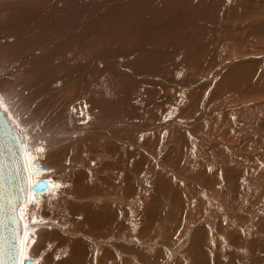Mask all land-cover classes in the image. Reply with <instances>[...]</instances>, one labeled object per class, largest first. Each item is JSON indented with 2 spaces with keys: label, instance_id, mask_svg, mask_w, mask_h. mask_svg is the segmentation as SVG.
Masks as SVG:
<instances>
[{
  "label": "rangeland",
  "instance_id": "rangeland-1",
  "mask_svg": "<svg viewBox=\"0 0 264 264\" xmlns=\"http://www.w3.org/2000/svg\"><path fill=\"white\" fill-rule=\"evenodd\" d=\"M62 1L2 0L0 23ZM83 1L59 8L73 17L54 14L18 34L61 36L41 52L37 77L24 78L41 86L40 99H26L39 90L23 82L4 113L29 149L43 148L30 167L45 170L32 181L52 184L22 207L30 228L21 260L41 264L53 253L51 264H264V0ZM10 26L4 45L17 39ZM79 71L87 81L70 77ZM9 75L8 85L22 76ZM67 79L75 103L62 106ZM22 126L36 133L27 143ZM53 149L61 158L50 162ZM95 204L106 208L102 225L86 214ZM72 242L84 254L70 260Z\"/></svg>",
  "mask_w": 264,
  "mask_h": 264
},
{
  "label": "bare ground",
  "instance_id": "bare-ground-1",
  "mask_svg": "<svg viewBox=\"0 0 264 264\" xmlns=\"http://www.w3.org/2000/svg\"><path fill=\"white\" fill-rule=\"evenodd\" d=\"M1 2H2V0H0ZM10 2H14V1H16V2H19V3H21V0H9ZM55 1V0H54ZM66 1H68V0H63L61 3H60V5H58L57 7H54L53 9L51 8V7H49L48 9H46V10H42L40 7V9L39 10H36V11H30V12H28V13H25V12H19V11H17V12H15V14L12 16V15H10V17H8V19H7V22L5 23V24H3L4 26H2V24L0 23V43L2 44H0V94H2L4 97H5V106H6V108H7V113H9V105H11L10 104V101H11V97L12 96H15L14 94H13V88H15V90H16V87L18 86V85H21V86H23L22 84H23V82H25V84H26V87L25 86H23V88L24 89H26L27 87H29L28 85H35L36 86V88L39 90V91H36V92H28V95L27 96H25V97H27L26 99H30V96H31V94L32 93H35L34 94V97H36L35 99L36 100H39L40 99V95H39V93H41V86H39L38 84H36V80H34V81H36L35 83H31V84H28L25 80H24V78L25 77H27V76H29V75H31V73H32V75H35L36 77H37V74H38V72L39 71H41L42 70V67L45 65V63H42L43 61H44V59H43V57H44V55H46L47 53H43V54H41V52H44L43 50L46 48L45 46H47V49H49V47L51 46V48H53V46H55L57 43H58V41L60 42V40H59V38L61 37H58V38H54V37H52V34L50 35V36H45V37H43V39H42V37L39 35V34H37V33H34V38H23L22 36H20V37H18L19 35L18 34H20V31L25 27V26H27L28 27V29L30 28V26L28 25V24H30V23H34V25H35V23H36V25L37 26H35V27H33L32 25H31V27H33V29H34V31L35 30H39V28L41 27V25H45V24H47V22H52V21H47V19L48 18H50L52 15H56V17H57V15H59V17L62 19V21H64V20H67L70 16H72L73 17V15H75V14H71V12L72 11H64V12H62V10H59V8L61 7V6H63L64 4H66V5H68V2H66ZM79 3L81 2V1H83V0H77ZM103 2V0H85V1H83L82 2V6L83 7H86V8H88V7H94V6H90V5H95L96 7H98V6H100V4ZM114 1H116V0H114ZM123 1H125V0H123ZM122 1V2H123ZM40 2V1H39ZM73 2V1H72ZM106 2H108V0H104V2L103 3H106ZM91 3H94V4H91ZM75 4H77V3H75ZM81 4V3H80ZM80 4H78L79 6H80ZM4 5V4H3ZM2 5V6H3ZM32 4H30V6H31ZM115 5V4H114ZM47 6H49V5H47ZM65 6V5H64ZM31 7H33V5L31 6ZM42 7V6H41ZM68 7H70V6H68ZM73 7H75L74 6V4H73ZM14 8V7H13ZM26 8V10H27V7H25ZM38 8V7H37ZM33 9H36V8H33ZM33 9H31V10H33ZM98 9V8H97ZM14 10V9H13ZM40 10L42 11L41 13H43V16H39L38 14L40 13ZM67 10H69V9H67ZM71 10V9H70ZM12 11V10H11ZM53 11H55V12H53ZM58 11H60V13H58ZM91 12V10H88V12ZM1 12V11H0ZM9 12V11H8ZM13 12V11H12ZM84 12V11H83ZM87 12V13H88ZM36 13H37V16H36ZM85 13V12H84ZM92 13V12H91ZM6 14V13H5ZM71 14V15H70ZM86 15V14H85ZM88 15V14H87ZM90 15V14H89ZM6 16V15H5ZM64 16V17H63ZM2 17V16H1ZM42 17V18H41ZM3 18H5V17H3ZM37 18V19H36ZM55 18V17H54ZM81 18H84V16L83 17H81ZM56 19V18H55ZM58 19V18H57ZM71 19V18H70ZM86 19H87V17H86ZM5 20V19H4ZM79 20H80V18H79ZM85 20V19H84ZM84 20H81V21H84ZM47 21V22H46ZM1 22V21H0ZM56 22V21H55ZM60 23V22H59ZM58 23V24H59ZM71 23V22H70ZM69 23V24H70ZM80 24L79 25H82L81 24V22H79ZM68 24V23H67ZM68 24V25H69ZM78 24V23H77ZM77 24H75V25H77ZM8 25H11L10 26V28L8 29V31H9V33L10 32H12L13 34H15L16 35V37H17V39L15 40V42L13 41V42H10L11 41V39L9 38L8 39V41H9V43H6L5 45H4V42H1L2 41V37L3 36H1V34H3L4 33V30L6 31V27L8 26ZM51 25V24H50ZM66 25V24H65ZM48 26V25H47ZM62 26H64V25H62ZM78 26V25H77ZM65 27V26H64ZM76 27V26H75ZM60 28V27H59ZM63 28V27H62ZM71 29H73L74 28V26L73 27H70ZM69 28V29H70ZM77 28V27H76ZM50 29V28H49ZM65 29V28H64ZM68 29V30H69ZM75 29V28H74ZM23 30H25V29H23ZM29 30H31V29H29ZM48 30V29H47ZM53 30H54V28H53ZM65 31H66V29H65ZM23 32V31H22ZM26 32V31H25ZM70 32V31H69ZM68 32V33H69ZM28 33V32H27ZM26 33V34H27ZM56 33V32H55ZM68 33H67V35H68ZM8 34V33H7ZM11 34V33H10ZM25 34V33H24ZM9 35V34H8ZM12 35V34H11ZM21 35H23V34H21ZM30 35V34H29ZM63 35V34H62ZM64 36V35H63ZM62 36V37H63ZM31 37V36H30ZM55 39V40H54ZM66 39H68V38H66ZM65 39V40H66ZM64 42V41H63ZM48 45H50L49 47H48ZM58 45V44H57ZM3 46V47H2ZM45 47V48H44ZM24 49H25V51H24ZM46 49V50H47ZM57 49H58V47H57ZM21 50L23 51V57H21V55L22 54H20L21 53ZM27 50V51H26ZM51 50V49H50ZM50 50L48 51L47 50V52H50ZM53 50V49H52ZM19 51V52H18ZM54 51H57V50H54ZM156 51V50H155ZM24 52L26 53V56L24 55ZM40 54L42 55L41 57H40ZM120 54V53H119ZM13 55H15V56H13ZM117 55V54H116ZM39 57H40V59H39ZM50 57H52V56H50ZM49 57V58H50ZM138 57V56H137ZM49 58L47 57V60H49ZM104 58V57H103ZM112 58V57H111ZM110 58V59H111ZM39 59V60H38ZM51 59V58H50ZM100 59V58H99ZM105 59V58H104ZM115 59V58H114ZM121 59V58H120ZM97 60V59H96ZM101 60H102V57H101ZM108 60V59H107ZM106 60V61H107ZM100 61V60H99ZM98 61V62H99ZM48 62V61H47ZM52 62V61H51ZM103 62L101 61L99 64H102ZM108 63H109V65H114V64H116L117 62L116 61H111V60H108ZM120 63V62H119ZM123 64V63H122ZM24 65H26L25 66V68L26 69H23V68H21L20 66H24ZM48 65V64H47ZM56 65V64H55ZM97 65H98V63H97ZM99 66V65H98ZM103 66V65H102ZM117 66V65H116ZM100 67V66H99ZM118 67V66H117ZM125 67V66H124ZM50 68V67H49ZM116 68V67H115ZM141 69V68H140ZM44 70V69H43ZM51 70V69H50ZM11 73H19V74H22V76L20 77L19 75V77L17 78V80L13 83V84H11V85H8L9 83L8 82H6L7 80H9V78H8V75L9 74H11ZM65 73V72H64ZM40 74V73H39ZM42 74V73H41ZM68 74V73H67ZM136 74V73H135ZM60 75V74H59ZM9 76H11V75H9ZM52 76H53V74H52ZM55 76H56V72H55ZM54 76V77H55ZM57 77V76H56ZM55 77V78H56ZM71 78H73V79H75V80H79L80 82L82 81V80H85V81H87V77H85L84 78V76H82V74H80V71L75 75V76H73V74H72V76H70ZM76 77V78H75ZM79 77V78H78ZM11 78H13V77H11ZM47 78V77H46ZM64 78V77H63ZM39 79V78H38ZM65 79V78H64ZM54 80V79H53ZM69 79H67V81H68ZM44 82V81H43ZM48 82H50L49 80H48ZM53 82V81H52ZM63 82H65V81H63ZM62 82V83H63ZM47 83V82H46ZM62 83H59L58 84V87H57V84H53L52 86H53V89H52V92H54L55 91V89H58L59 88V86L62 84ZM74 82H72L71 84H73ZM41 84V83H40ZM66 84V86H64L63 88H61L59 91H64L62 94L60 93V94H58L57 95V98H56V100L57 99H60V98H63V100L61 99V105L63 106V103L65 102V103H69V105H73V103H75V98H72L74 95L72 94V95H70V91H71V89H70V85L71 84H69V81L67 82V83H65ZM46 86H47V84H46ZM49 86H51V84L49 85ZM18 88V87H17ZM20 88H18V90H19ZM48 89V88H47ZM50 89V88H49ZM85 89V88H84ZM21 93V92H20ZM22 96H24V95H22ZM52 96H54V94L52 93ZM50 97V96H49ZM56 97V96H55ZM50 99V98H49ZM52 99V98H51ZM78 99H76V101H77ZM28 101V100H27ZM60 102V101H59ZM53 103V102H52ZM54 103H55V101H54ZM58 103V102H57ZM78 103V102H77ZM8 104V105H7ZM26 104V103H25ZM54 106H52V104H49L48 106L50 107V106H52V107H54L55 109H56V107L57 108H59L58 106H57V104H53ZM26 106V105H25ZM61 108V107H60ZM59 108V109H60ZM63 108V107H62ZM25 109V108H24ZM34 108H30L29 109V112H34ZM43 113V112H42ZM52 113H53V111H52ZM3 115H4V113H2ZM28 114H30V113H28ZM48 111H46V114L45 115H43V116H41L40 117V121H42L44 118H46V116L48 117ZM50 114V113H49ZM9 115V114H8ZM39 115V114H38ZM69 116V115H68ZM32 118V117H31ZM32 120V119H31ZM45 120V119H44ZM47 120V119H46ZM8 122V121H7ZM23 127V126H22ZM33 127V126H32ZM39 127V125L37 126V128ZM12 128V127H11ZM40 128V127H39ZM19 129H20V125H19ZM23 131H24V133L26 134V137H25V141H26V143H27V140L28 139H30L32 136H34L35 134H33L32 132H31V130H30V128H27V127H23ZM13 130V129H12ZM40 131V130H39ZM79 134V133H78ZM33 139H38V138H32L31 140H33ZM70 144H71V142H70ZM54 149H57V147H54ZM53 149V152H54V156H53V154H48L49 155V159H50V162L53 160V161H58V160H60V153L58 152V151H56V150H54ZM51 151V150H50ZM52 152V151H51ZM64 154V153H63ZM42 155H44V153L42 152ZM47 163V162H46ZM32 178H34V177H32ZM32 178H31V180H32ZM52 188V184H51V186L46 190V191H48L49 189H51ZM12 189V188H11ZM46 191H44V192H46ZM88 195V194H87ZM53 196V195H52ZM55 196H56V193H55ZM57 197V196H56ZM103 197H105V196H103ZM33 200V199H32ZM98 200H100V199H98ZM79 201V200H78ZM84 201V200H83ZM27 204H25L24 206H26ZM97 205H99V204H97ZM96 204L93 206V213H91V214H88V213H86L87 215H88V217L90 218V219H92V221L94 222V223H97L98 225H102V223H103V216H104V214H105V211H106V208H104V207H102V208H100V209H98V206H97ZM23 206V207H24ZM44 207V206H43ZM42 207V208H43ZM29 208V207H28ZM41 208V209H42ZM90 208V205H86V206H83V207H80L79 209L80 210H83V212H87L88 211V209ZM87 209V211H85ZM22 210V209H21ZM30 210V209H29ZM29 212V211H28ZM101 212V213H100ZM28 214V213H27ZM38 216H41L40 215V213H39V215ZM86 216V215H85ZM41 218V217H40ZM42 219V218H41ZM43 220V219H42ZM41 220V221H42ZM44 221V220H43ZM76 221V220H75ZM90 222V221H89ZM92 224V223H91ZM25 233H26V231H25ZM25 233H24V236H25ZM41 233V232H40ZM43 233H44V231H43ZM55 234V233H54ZM42 235H44V234H42ZM42 235H39L40 236V238H39V240H37V242L38 243H36L35 242V244H34V246L31 248V252H33L34 250H36V249H38L40 246H41V238H43V237H46V236H42ZM23 236V239L25 238ZM34 236V235H33ZM36 236H38V235H36ZM57 236V235H56ZM37 238V237H36ZM37 238V239H38ZM32 241H34V240H32ZM84 243V242H83ZM83 243H81V244H83ZM72 244H73V242H72ZM70 244V245H68V247L69 248H71V251H69L70 252V260H72L73 259V256L75 257V258H80V254H84V248H81L80 247V243L78 242V243H75V244ZM23 245H24V243H23ZM33 245V244H32ZM59 246H63L62 244H60ZM35 247V248H34ZM42 248H44V247H42ZM41 248V249H42ZM44 250H46V249H44ZM43 250V251H44ZM42 251V252H43ZM37 252V251H36ZM22 253H23V251H22ZM22 253H21V255H20V262H21V258H22ZM25 253V252H24ZM39 253V252H38ZM51 254H53V253H50L49 255H46L44 258H43V261H42V263L41 264H51L52 263V255ZM30 255V254H29ZM40 255V254H39ZM27 256V255H26ZM86 257V256H85ZM37 259V258H36ZM33 260V259H32ZM34 261V260H33ZM54 261V260H53ZM38 262V261H37ZM67 264L68 262H66V261H62V262H60V263H58V264ZM33 264V263H32Z\"/></svg>",
  "mask_w": 264,
  "mask_h": 264
},
{
  "label": "water",
  "instance_id": "water-1",
  "mask_svg": "<svg viewBox=\"0 0 264 264\" xmlns=\"http://www.w3.org/2000/svg\"><path fill=\"white\" fill-rule=\"evenodd\" d=\"M2 112L0 111V264H20L23 236L26 228L27 230L30 228L22 216L21 209L25 205L24 201L25 199L29 200V197L31 198L34 194L46 191L51 183L45 178L32 181L33 169L31 167L28 179L23 178L25 173L20 160L21 150L18 147V141H21V132L15 128L12 119L7 122ZM11 126L14 128L13 130ZM22 142L24 141L22 140ZM35 160L34 158V162ZM18 167L21 168L19 174L16 171ZM35 169L42 171L45 170V167L39 163ZM8 199H12L15 208L19 210L18 218H22V222L19 224L13 223L14 212L12 206L8 204ZM21 261L22 264L33 263L32 258L25 259L24 257Z\"/></svg>",
  "mask_w": 264,
  "mask_h": 264
},
{
  "label": "snow or ice",
  "instance_id": "snow-or-ice-1",
  "mask_svg": "<svg viewBox=\"0 0 264 264\" xmlns=\"http://www.w3.org/2000/svg\"><path fill=\"white\" fill-rule=\"evenodd\" d=\"M0 111H3V112H7V108L5 106V97L0 94ZM11 118V117H9ZM16 128H19V125L16 124ZM15 131V130H14ZM18 147L20 148L21 150V157H20V160H21V163L23 165V171L25 173L24 175V179L27 180L28 179V176H29V167L34 163V156H33V153L34 152H40L42 153L43 152V148H39V149H36V150H31L28 148V146L22 142V141H18ZM26 160V162H25ZM17 173L19 174V172L21 171V168H17L16 169ZM36 172H38L37 169H33L32 173L31 174H35ZM25 204H29V201L27 199H25L24 201ZM8 204L12 206L13 208V212H14V215H13V223L14 224H19L22 222V218H18L19 217V210L15 208V205H14V202L12 199H8ZM35 204V200H32L31 201V205H34ZM32 223H36L35 219L33 218L32 219ZM26 231L27 228H26ZM30 237H31V233H29V241L26 242V246H27V243L28 242H31L30 241ZM31 257L30 256H26L25 259H30ZM20 264H22V261L20 262ZM33 264H37L36 261L33 262Z\"/></svg>",
  "mask_w": 264,
  "mask_h": 264
}]
</instances>
